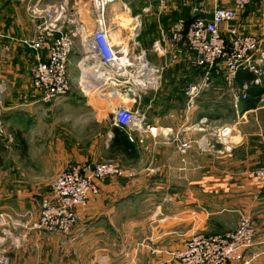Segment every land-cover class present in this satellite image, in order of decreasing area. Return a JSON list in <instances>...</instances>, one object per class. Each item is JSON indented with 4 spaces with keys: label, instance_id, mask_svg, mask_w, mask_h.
<instances>
[{
    "label": "crops",
    "instance_id": "crops-1",
    "mask_svg": "<svg viewBox=\"0 0 264 264\" xmlns=\"http://www.w3.org/2000/svg\"><path fill=\"white\" fill-rule=\"evenodd\" d=\"M68 2L78 20L92 31V0ZM121 3L126 10L120 15L128 21L117 25L118 42L109 29L110 40L115 45L127 43L123 33L127 29L131 32L130 27L137 25L149 37L134 39V49L144 52L149 59L155 46L165 45L170 27L178 19L190 21L202 16L209 19L215 7L228 5L227 0H123ZM140 4L139 11L132 10ZM154 4H160L161 9L151 8ZM230 29L256 38L258 44L252 60L264 70V0H253L237 15ZM224 38L228 41L231 35L224 32ZM157 56L160 60H150V65L158 71L164 89L148 96L144 111L149 126L170 130V135L164 136L162 131L156 137L145 135L142 144H135L134 160L138 159L142 169L133 171L130 184L118 185L113 180L110 185L100 183L97 194L76 210L77 221L68 234L29 229L37 215L33 211H21L25 213L15 220L19 224L16 235L21 236L22 245L6 255L10 264H178L171 258L172 253L180 250L185 241L195 234H213L212 223L216 218L219 226L222 224L229 187L237 189L235 195L243 197L244 203L257 201L255 205L259 206L262 221L256 218L255 223L264 227V183L252 176L264 159V76L258 84L245 81L241 75L231 80L219 64L212 72L210 84L189 95L187 87L200 81V72L191 66V53L179 45L173 52ZM30 58L34 60V55ZM72 60L71 55L67 65L69 87L73 75H77ZM26 72L28 76L29 70ZM24 78L19 66L13 72L5 70L0 74V81L18 82ZM242 86L247 87L245 100L238 99ZM35 95L30 94L32 101L23 108L16 101L7 100L8 92H0L1 119L5 128L13 121L22 147L25 140L38 135L45 120L39 116L40 107L34 105ZM223 125L233 129L232 152L220 156L214 150H200L196 145L198 139L206 136V142L213 143L209 133L213 127ZM174 135L192 142L185 154L178 151ZM215 147L218 149L220 145ZM66 158L64 167L91 160L69 154ZM172 178L174 183L169 180ZM232 178L239 180V187L226 182ZM143 208L148 213H142ZM254 245L256 253H264V233L254 239ZM260 259L257 264H264V255Z\"/></svg>",
    "mask_w": 264,
    "mask_h": 264
},
{
    "label": "built area",
    "instance_id": "built-area-1",
    "mask_svg": "<svg viewBox=\"0 0 264 264\" xmlns=\"http://www.w3.org/2000/svg\"><path fill=\"white\" fill-rule=\"evenodd\" d=\"M117 1L120 0H92V31L78 20L75 10L68 6V0H35L29 6L32 19L37 21L35 37L31 42L25 41L22 44L35 52V62L29 73L30 85L43 102L53 101L69 91L67 65L76 44L81 54L78 63L81 79L86 78L82 74L83 67H86V71L94 67V71L100 70L104 75L113 78L118 87H133V95L137 91H155L160 79L158 71L148 63L144 52L134 49V37H130L129 44L115 45L110 40L104 9ZM227 1L228 5L215 7L209 19L204 16L190 21L178 19L170 27L165 45L154 47V52L159 56L165 55L167 51L173 52L179 45L191 53V66L200 72V81L187 87L189 95H195L210 84L212 72L219 64L231 80L238 70L250 71L255 76L253 84H258L260 77L264 76V70L252 60L258 44L256 38L237 34L230 29L237 15L253 0ZM136 27L137 25L133 26V30L138 29ZM224 32L231 35L228 41L224 38ZM129 52H132V56H129ZM87 84L91 92L102 91L99 87ZM246 89V86L241 87L238 99H247ZM112 122L115 128L124 132L132 144H142L145 135L156 137L162 131L165 136L171 132L149 126L144 116L141 117L124 107L113 109ZM232 131L230 125L213 127L209 133L213 143L208 144L207 137L202 136L196 145L200 150H214L220 156L229 155L234 147ZM4 132L0 116V137ZM172 137L178 143V151L185 154L192 142L180 139L179 135ZM215 145L220 147L217 149ZM119 176L132 178V174L122 173L109 162L87 161L67 165L52 182L48 197L39 207L35 223L28 228L50 234H67L76 224V210L97 194L98 185L105 179ZM252 176L264 183V159L253 171ZM10 224L15 229L19 226L13 222ZM7 239L13 250L22 245L19 235L8 234ZM4 242L5 239L0 237V248ZM254 250L253 224L250 218L245 216L239 220L234 230L191 236L180 250L172 253V259L178 264H250L258 254ZM4 252L0 249V264H9Z\"/></svg>",
    "mask_w": 264,
    "mask_h": 264
},
{
    "label": "rangeland",
    "instance_id": "rangeland-1",
    "mask_svg": "<svg viewBox=\"0 0 264 264\" xmlns=\"http://www.w3.org/2000/svg\"><path fill=\"white\" fill-rule=\"evenodd\" d=\"M34 1L0 0V74L5 73V70L13 72L14 68L19 66L22 75L25 77L18 82L0 81V92H8L7 100L13 103L16 101L23 108L32 101L29 97L30 94L35 95L30 85L29 75L27 76L26 72L29 70L28 73H30L33 67L35 52L27 45L22 44L25 41L31 42L35 37L37 21L32 19L28 10ZM121 2L123 0L111 3L104 9V15H107L105 16L106 26L111 30L112 38L116 42H118L119 35L118 23L126 24L128 21L126 16L120 15L124 13ZM68 4L70 6L69 2ZM141 6L140 4L132 10L139 11ZM160 7V4H154L151 8L158 10L161 9ZM114 15L118 16L114 17ZM142 29H135L134 32H128L127 29L123 35L130 40L129 35L134 33V39H138V41L144 36L149 37V35L142 34ZM128 40L127 44L130 43ZM76 47L78 49L73 50L72 63L74 62L76 65L77 75H73L75 77H72V81L69 80V91L64 96L50 102H43L39 95H35L37 100H35L34 105L40 107L39 116L45 119L40 124L38 135L25 140V147L24 145L22 147L20 133L14 129L12 121L7 128L4 126V135L0 137V208H2L0 210V237L5 239L4 245L0 249L5 251V255L15 251L7 239L8 234L13 236L17 234L10 222L16 223L15 219L20 218L25 213L21 211H33L37 215L40 205L49 195L52 182L67 164L65 163L67 154L71 157H91V160L85 161L112 163L122 173L132 174L133 171L142 169L138 159H128L119 153L114 155L108 153L106 147L111 136V128L114 127L112 111L115 108L124 107L141 117L144 116L146 122L147 111H144V106L150 99L148 96L155 92L153 90L150 92L148 90L137 91L133 95L131 91H134V88L131 87L130 91L126 93L127 97L125 96L120 100L106 99L108 92H91L87 86L89 78H80L81 69L78 63L81 54L77 44ZM139 50L143 49L140 48ZM31 54L34 55V60L30 58ZM150 55L152 56L150 59L148 58L149 64L151 63L150 60L155 62L160 60L154 52ZM168 57L170 56L168 55ZM19 58H21L20 65L18 63ZM155 88L157 93L164 89L160 79ZM157 166L158 164L155 168ZM130 179L126 176H119L105 179L102 184L110 185L112 183L110 181L113 180L117 181L118 185H127L131 183ZM169 180L174 183L173 178ZM226 180L230 186L239 187L238 179ZM155 181L157 182L158 179ZM256 181L261 183L259 180ZM229 190L230 194L226 202L228 203L227 211L223 213L220 226L217 218L212 223L213 234L234 230L239 220L248 216L253 224V237L254 239L258 238L260 234L264 233V227L258 222L255 223L256 218L257 220L260 219L259 222L262 221L261 214L259 215V206L255 205L257 201L252 199L249 203H244L243 197L235 195L238 193L237 189L229 187ZM141 212L146 214L148 210L143 208ZM220 228L223 231L218 230ZM263 255L264 253H258L250 264L260 262L261 259L259 260V258ZM7 258L10 264V259Z\"/></svg>",
    "mask_w": 264,
    "mask_h": 264
},
{
    "label": "bare ground",
    "instance_id": "bare-ground-1",
    "mask_svg": "<svg viewBox=\"0 0 264 264\" xmlns=\"http://www.w3.org/2000/svg\"><path fill=\"white\" fill-rule=\"evenodd\" d=\"M122 7H123V10L125 11L126 10L125 5L122 4ZM130 29L132 32H134L133 26H131ZM133 34L129 36L133 38L134 37ZM129 56H132V52H129ZM85 68L86 67L82 68V71H83L82 74L84 77L89 78L90 85H93V87H99L101 89L105 87L110 89V91L106 93V99L113 98L115 100H120L126 96L127 91H129L130 89V85L118 87L117 84L114 82L113 78L104 75L100 70L94 71L93 70L94 67L88 71H86Z\"/></svg>",
    "mask_w": 264,
    "mask_h": 264
},
{
    "label": "trees",
    "instance_id": "trees-1",
    "mask_svg": "<svg viewBox=\"0 0 264 264\" xmlns=\"http://www.w3.org/2000/svg\"><path fill=\"white\" fill-rule=\"evenodd\" d=\"M236 75L238 79H239V76L241 75L242 79H244L247 82L249 81L251 82L254 79L253 75L246 70H238L236 72ZM111 132H112V137L109 140L108 147H107L108 153L110 155L119 153L128 159H136L137 151L134 148L135 144H132L127 140L124 132L115 127L111 128Z\"/></svg>",
    "mask_w": 264,
    "mask_h": 264
},
{
    "label": "water",
    "instance_id": "water-1",
    "mask_svg": "<svg viewBox=\"0 0 264 264\" xmlns=\"http://www.w3.org/2000/svg\"><path fill=\"white\" fill-rule=\"evenodd\" d=\"M69 6V5H68ZM73 8H71V10H72ZM102 91H104V92H109L110 91V89L109 88H107V87H105V88H103L102 89Z\"/></svg>",
    "mask_w": 264,
    "mask_h": 264
}]
</instances>
